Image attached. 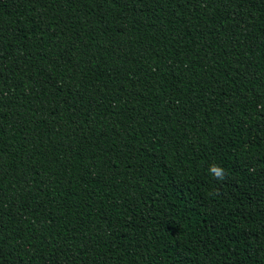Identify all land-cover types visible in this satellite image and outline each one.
<instances>
[{"label": "trees", "instance_id": "16d2710c", "mask_svg": "<svg viewBox=\"0 0 264 264\" xmlns=\"http://www.w3.org/2000/svg\"><path fill=\"white\" fill-rule=\"evenodd\" d=\"M0 264H264V0H0Z\"/></svg>", "mask_w": 264, "mask_h": 264}]
</instances>
